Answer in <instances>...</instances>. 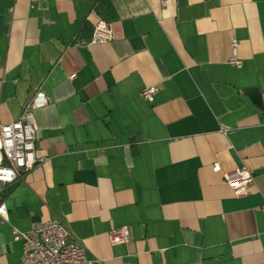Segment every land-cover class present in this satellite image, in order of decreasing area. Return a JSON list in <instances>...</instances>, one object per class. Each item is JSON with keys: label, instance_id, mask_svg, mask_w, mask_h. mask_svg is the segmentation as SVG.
I'll return each mask as SVG.
<instances>
[{"label": "crops", "instance_id": "1", "mask_svg": "<svg viewBox=\"0 0 264 264\" xmlns=\"http://www.w3.org/2000/svg\"><path fill=\"white\" fill-rule=\"evenodd\" d=\"M98 1L0 0V122L48 99L45 160L2 192L0 264H22L12 227L48 219L98 264H264V0H110L112 40L87 44Z\"/></svg>", "mask_w": 264, "mask_h": 264}, {"label": "built area", "instance_id": "2", "mask_svg": "<svg viewBox=\"0 0 264 264\" xmlns=\"http://www.w3.org/2000/svg\"><path fill=\"white\" fill-rule=\"evenodd\" d=\"M166 0H161L165 5ZM113 34L110 23L105 20L97 21L92 29L87 44H103L112 40ZM80 43L77 42L76 45ZM228 64L240 67L242 60L237 54V40L231 41ZM71 75L69 78H73ZM158 87H144L140 96L151 102ZM48 99L42 91H36L24 106L19 117L10 123L0 122V218L7 221V209L2 199V192L15 183L18 177L36 165L44 162L45 158L35 155V140L37 125L34 111L45 107ZM212 170H219L214 164ZM223 181L235 196L246 193L247 187L254 180L253 171L246 165H241L231 172L223 173ZM264 212V204L260 206ZM12 237L22 242V264H98L99 261L88 259L84 247L69 239V231L65 224L58 219L34 221L27 231H19L12 227ZM112 244L129 242L130 228L121 226L108 233Z\"/></svg>", "mask_w": 264, "mask_h": 264}, {"label": "trees", "instance_id": "3", "mask_svg": "<svg viewBox=\"0 0 264 264\" xmlns=\"http://www.w3.org/2000/svg\"><path fill=\"white\" fill-rule=\"evenodd\" d=\"M94 10L100 18H103L107 22L115 19V11H114V8L110 0H99ZM91 32H90V35H91ZM90 35H89V38H90Z\"/></svg>", "mask_w": 264, "mask_h": 264}]
</instances>
